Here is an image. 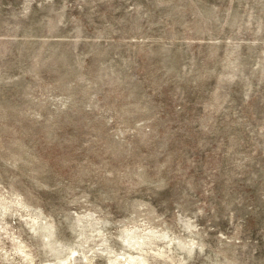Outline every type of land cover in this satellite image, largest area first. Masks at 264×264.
<instances>
[{
	"label": "rangeland",
	"instance_id": "374dc122",
	"mask_svg": "<svg viewBox=\"0 0 264 264\" xmlns=\"http://www.w3.org/2000/svg\"><path fill=\"white\" fill-rule=\"evenodd\" d=\"M0 264H264V0H0Z\"/></svg>",
	"mask_w": 264,
	"mask_h": 264
}]
</instances>
